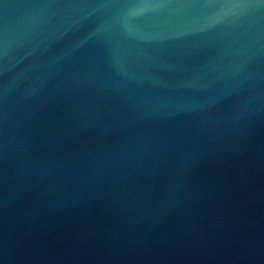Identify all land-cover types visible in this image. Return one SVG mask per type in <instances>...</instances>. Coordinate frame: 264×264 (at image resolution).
Here are the masks:
<instances>
[{
	"label": "water",
	"instance_id": "obj_1",
	"mask_svg": "<svg viewBox=\"0 0 264 264\" xmlns=\"http://www.w3.org/2000/svg\"><path fill=\"white\" fill-rule=\"evenodd\" d=\"M0 264H264V0H0Z\"/></svg>",
	"mask_w": 264,
	"mask_h": 264
}]
</instances>
